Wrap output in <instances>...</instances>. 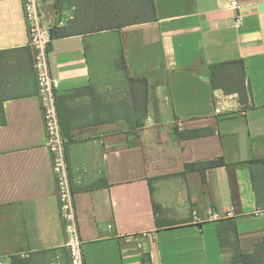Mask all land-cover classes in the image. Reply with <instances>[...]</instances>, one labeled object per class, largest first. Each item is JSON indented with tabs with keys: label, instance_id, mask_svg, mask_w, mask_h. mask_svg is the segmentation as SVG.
<instances>
[{
	"label": "crops",
	"instance_id": "crops-1",
	"mask_svg": "<svg viewBox=\"0 0 264 264\" xmlns=\"http://www.w3.org/2000/svg\"><path fill=\"white\" fill-rule=\"evenodd\" d=\"M124 1L127 24L73 25L49 47L85 264H227L264 239L252 184L261 166L247 163L264 164V0H152L144 19ZM39 9L50 30L94 5ZM27 47L21 0H0V264L23 253L28 264H70ZM219 158L227 165L186 168Z\"/></svg>",
	"mask_w": 264,
	"mask_h": 264
},
{
	"label": "built area",
	"instance_id": "built-area-1",
	"mask_svg": "<svg viewBox=\"0 0 264 264\" xmlns=\"http://www.w3.org/2000/svg\"><path fill=\"white\" fill-rule=\"evenodd\" d=\"M21 2L28 33V46L32 52L37 94L41 101L46 146L51 155L56 195L59 201L60 217L65 235L64 243L68 250L70 264H85L83 255L84 241L80 235L74 192L65 155L66 139L62 134L56 106L55 89L57 81L51 75L49 67L51 34L49 28L43 23L41 18L39 9L40 0H21ZM232 5L234 8H237V2H233ZM241 20L242 16L237 13L235 21L241 22ZM215 112L220 113V108H215ZM231 217H233L231 210L222 213L213 211L209 213L206 220L219 221ZM193 218L196 221H200L199 216L195 212H193ZM148 235L149 232L146 231L138 234L140 237ZM27 256V253L20 255L22 258H26Z\"/></svg>",
	"mask_w": 264,
	"mask_h": 264
},
{
	"label": "trees",
	"instance_id": "trees-1",
	"mask_svg": "<svg viewBox=\"0 0 264 264\" xmlns=\"http://www.w3.org/2000/svg\"><path fill=\"white\" fill-rule=\"evenodd\" d=\"M60 2L61 0H55V2ZM69 2V0H67ZM92 4L94 5V11L93 12H87L82 15H79L77 19H72L67 23V26L60 28V29H55L52 28L50 29V34H51V39L54 37H58L61 35H65L69 33L71 30H73V25H77L79 28H82L83 30H88V31H99L102 29H107V28H114V27H119L122 25H125L127 23L123 22V19H127L128 16L121 14L120 9L121 5H119L120 2L118 0H91ZM124 1V0H123ZM125 6L131 7L133 4H136V7L138 9H141V16L139 17L140 19H144V14H145V8H149L150 10H153V3L152 0H125L124 1ZM119 5V7H118ZM104 7H110L109 9L105 10ZM76 31V30H73ZM26 50H29V53L32 56V52L29 48V46L26 48ZM5 53L3 51H0V54ZM121 62L120 66L122 68L125 67L124 64V56L121 55ZM33 61V59H32ZM233 63L240 64L239 66L241 69L243 68V64L241 63L240 60L233 61ZM226 63H223L225 65ZM128 80L132 82L138 83L140 88H143L146 86L145 79L142 78H130L128 77ZM132 90V89H131ZM238 95L241 103H244L246 96H247V91L246 87L244 85V79H242V82L236 86L235 90ZM57 112L58 116H60V110L58 109L57 106ZM142 117L144 115V107ZM60 119V117H59ZM4 113L2 107H0V123L4 122ZM62 125V124H61ZM64 129V128H63ZM62 129V134L66 138L67 133L66 129L65 132ZM249 165L253 163H259L261 166L260 169V174L258 176V179L256 180L254 174H252V184L253 188L256 194L257 198V203H260V199L264 197V164H263V159H251L248 160L247 162ZM221 165H227L225 161L222 158L216 159V160H208L200 163H190L186 164V168H194V169H199L200 172H204L205 168L208 167H215V166H221ZM11 264H28V261H26V258H22L20 256H11L10 258ZM227 264H264V239L263 241L259 242L256 246L253 252L251 253H243V252H236L232 260L227 263Z\"/></svg>",
	"mask_w": 264,
	"mask_h": 264
},
{
	"label": "rangeland",
	"instance_id": "rangeland-1",
	"mask_svg": "<svg viewBox=\"0 0 264 264\" xmlns=\"http://www.w3.org/2000/svg\"><path fill=\"white\" fill-rule=\"evenodd\" d=\"M114 70L118 71L116 68H115ZM69 177H70V173H69ZM70 178H71V177H70Z\"/></svg>",
	"mask_w": 264,
	"mask_h": 264
}]
</instances>
